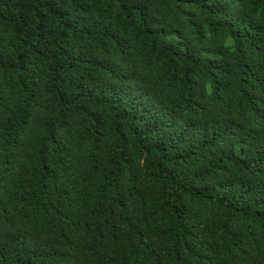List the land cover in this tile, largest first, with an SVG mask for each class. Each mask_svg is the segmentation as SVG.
<instances>
[{"label": "trees", "instance_id": "trees-1", "mask_svg": "<svg viewBox=\"0 0 264 264\" xmlns=\"http://www.w3.org/2000/svg\"><path fill=\"white\" fill-rule=\"evenodd\" d=\"M0 264H264V0H0Z\"/></svg>", "mask_w": 264, "mask_h": 264}]
</instances>
